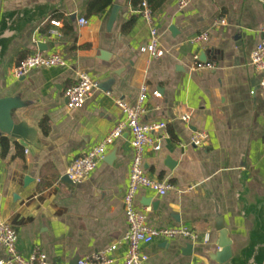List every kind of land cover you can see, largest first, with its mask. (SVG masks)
<instances>
[{
    "label": "crops",
    "instance_id": "crops-1",
    "mask_svg": "<svg viewBox=\"0 0 264 264\" xmlns=\"http://www.w3.org/2000/svg\"><path fill=\"white\" fill-rule=\"evenodd\" d=\"M90 1L2 2L4 13L23 21L11 37L5 36L9 42L0 60V97L20 96L28 104L16 119L34 128L42 145L34 152L10 140L8 154H0V211L17 234L18 252L28 257L38 249L48 264H77L116 245L110 257L121 264L127 250L123 198L130 136L125 133L108 147L82 184L63 178L69 164L123 118L115 100L133 104L146 86L141 121L165 122L166 130L157 135L160 150L145 152V174L175 190L159 197L142 188L135 206L153 228L183 225L199 235L196 243L156 239L143 246L147 264H215L207 255L216 250L215 215L224 218L235 262L256 245L248 264H264V94L261 74L249 65L264 27L260 0H191L183 10L167 0L153 13L151 26L132 0H112L102 14L88 16ZM113 6L119 10L108 29ZM218 17L227 25L215 26ZM81 19L85 25L78 24ZM53 20L59 28L50 24ZM152 28L164 52L159 59L146 52ZM203 33L206 42L190 44ZM35 52L59 53L66 67L35 69L15 80L13 68ZM195 57L215 68L196 70ZM80 73L99 88L81 109L68 110L63 93L77 84ZM183 115L190 121L182 122ZM198 132L207 139L195 147L190 139ZM42 175L49 185L38 189ZM5 258L0 249V260Z\"/></svg>",
    "mask_w": 264,
    "mask_h": 264
},
{
    "label": "built area",
    "instance_id": "built-area-1",
    "mask_svg": "<svg viewBox=\"0 0 264 264\" xmlns=\"http://www.w3.org/2000/svg\"><path fill=\"white\" fill-rule=\"evenodd\" d=\"M136 2L139 15L148 25H152V12L148 0H132ZM191 0H175L178 10H183ZM264 9V0H260ZM50 24L60 27V22L51 21ZM78 24L85 25L86 21L81 19ZM215 26H226L224 18L218 17L214 21ZM52 34L60 36L58 31H51ZM208 40L207 34L194 36L189 42L197 45ZM146 52L151 58L159 59L164 55L158 42L156 30H150V41L146 46ZM197 60V57L194 58ZM249 65L256 72L261 74L259 90L264 94V27L260 31V41L253 49L249 57ZM66 67L65 59L59 53L44 54L35 52L22 59L12 70V77L21 80L27 77L31 71L39 68H63ZM214 69V64L195 65L196 70ZM98 90V84L86 73L78 75L77 84L64 91L63 97L68 110L81 109L84 104L93 97ZM147 87L141 86L139 94L133 104H128L123 100L116 99L115 103L123 114V118L113 127L106 137L84 155L74 159L66 170V177L73 185L82 184L96 170L97 165L105 156L108 147L112 146L116 140L127 133L130 136L131 160L127 179V187L123 198V210L126 223V233L123 241L127 245V250L123 256L121 264H147L148 256L142 251L143 246H149L154 240L161 239L172 241L178 238L196 243L199 235L188 227L180 225L177 227L157 229L149 226L143 212L135 206V198L142 188L148 189L159 197H164L168 192L175 190L174 186L166 181H155L148 178L144 170V155L147 149L154 152L160 150L157 135L166 130L165 122H142L144 113L143 105L147 98ZM251 95L255 92L251 91ZM182 122H189L190 116L180 117ZM207 139L205 132L194 133L190 139L192 146H200ZM17 234L14 229L3 219L0 211V249L3 250L6 258L0 260V264H48L46 256L35 249L30 256L23 257L17 250ZM207 241V235L202 238ZM116 250V245H112L104 251L82 257L77 264H113L110 254Z\"/></svg>",
    "mask_w": 264,
    "mask_h": 264
},
{
    "label": "water",
    "instance_id": "water-1",
    "mask_svg": "<svg viewBox=\"0 0 264 264\" xmlns=\"http://www.w3.org/2000/svg\"><path fill=\"white\" fill-rule=\"evenodd\" d=\"M2 2L3 0H0V60L9 42L5 36H10L15 30L18 31L17 23L23 21L21 18H13V16L4 13L2 10ZM118 10L119 8L117 6L112 7L107 23L108 29H111L117 17ZM40 47L39 45L38 49L41 51ZM27 106L28 104L22 101L20 96L0 97V136L7 137L21 147H30L34 152H37L42 149L37 132L25 121L16 119V113ZM113 157L112 154L108 159H112ZM63 180L73 185L66 176ZM213 228L216 234V250L207 252L209 259L215 264H248L249 255L255 252L256 245L252 246L250 249L243 250V260L236 263L232 249V240L225 226L224 218L215 215ZM191 247V245H188L186 250L190 251V249H192ZM258 250L259 248H257V251Z\"/></svg>",
    "mask_w": 264,
    "mask_h": 264
},
{
    "label": "trees",
    "instance_id": "trees-1",
    "mask_svg": "<svg viewBox=\"0 0 264 264\" xmlns=\"http://www.w3.org/2000/svg\"><path fill=\"white\" fill-rule=\"evenodd\" d=\"M167 0H148L152 14L158 10ZM112 4V0H91L86 6V14L88 16H95L102 14ZM24 59V58H23ZM43 132L46 134L48 129L44 127V123L41 125ZM10 139L0 136V154L5 157L10 149ZM19 149V147H17ZM19 154H17L18 156ZM53 179V178H52ZM49 183L45 182V177L42 175L38 184V189L48 186Z\"/></svg>",
    "mask_w": 264,
    "mask_h": 264
}]
</instances>
